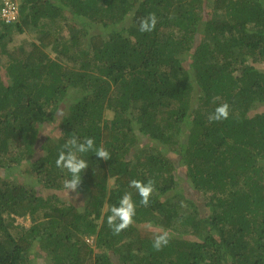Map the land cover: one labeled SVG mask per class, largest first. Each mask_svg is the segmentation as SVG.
I'll return each instance as SVG.
<instances>
[{
	"label": "trees",
	"instance_id": "trees-1",
	"mask_svg": "<svg viewBox=\"0 0 264 264\" xmlns=\"http://www.w3.org/2000/svg\"><path fill=\"white\" fill-rule=\"evenodd\" d=\"M13 1L18 18H0V264H264V0ZM14 31L34 36L9 49ZM225 102L229 117L209 122ZM72 134L111 156L82 154L64 199L55 160ZM132 179L155 181L147 207ZM125 192L136 214L115 235L107 215Z\"/></svg>",
	"mask_w": 264,
	"mask_h": 264
},
{
	"label": "clouds",
	"instance_id": "clouds-1",
	"mask_svg": "<svg viewBox=\"0 0 264 264\" xmlns=\"http://www.w3.org/2000/svg\"><path fill=\"white\" fill-rule=\"evenodd\" d=\"M158 22L155 13H149L147 16L139 20V31L151 32L155 29ZM229 117L228 103L219 104L212 113L207 117L209 122H218L226 120ZM95 153L98 158L103 160L110 159L111 154L103 147H97L95 140L92 137H85L81 140L75 134H72L67 141L62 145L58 157L55 160L57 168L67 170L69 178L63 181V187L70 192H76L81 184L82 176L89 166L87 160L82 158V154ZM155 181L148 179L144 182L139 179H132L129 182V187L135 189L140 197V204L147 207L150 197L154 191ZM183 206V204L181 205ZM110 214L107 215V225L112 230L113 234L119 235L123 230L127 229L132 223L136 214V203L132 199L130 192H125L118 201V204H113L110 209ZM169 243V234L165 231L156 234L152 241V247L159 251L162 247Z\"/></svg>",
	"mask_w": 264,
	"mask_h": 264
},
{
	"label": "rangeland",
	"instance_id": "rangeland-1",
	"mask_svg": "<svg viewBox=\"0 0 264 264\" xmlns=\"http://www.w3.org/2000/svg\"><path fill=\"white\" fill-rule=\"evenodd\" d=\"M33 36H34L33 33H30L27 31H25L24 33H18L16 31H14V32H12V35H10L9 42H8V48L10 49L14 46L19 47L22 44L24 45V44H26L27 41H31L33 39ZM2 56L5 58V54H3ZM4 73H5V71H4ZM252 113H254V111ZM106 115L108 118H111L113 115V112L108 110ZM185 166L179 167L178 170L181 169L180 171H182L183 177L185 178L182 181V184H184V186L185 185L189 186L190 185V178L186 174V167ZM58 195L64 199L69 198V197L75 198V196H78V194H75V192H70L68 194L66 189L64 191H59ZM195 198H196V196H195ZM17 223H24L25 225L29 226L31 224V219L30 218L24 219V217H18Z\"/></svg>",
	"mask_w": 264,
	"mask_h": 264
},
{
	"label": "built area",
	"instance_id": "built-area-1",
	"mask_svg": "<svg viewBox=\"0 0 264 264\" xmlns=\"http://www.w3.org/2000/svg\"><path fill=\"white\" fill-rule=\"evenodd\" d=\"M18 3L13 0H2L0 2V18L13 21L18 18Z\"/></svg>",
	"mask_w": 264,
	"mask_h": 264
}]
</instances>
